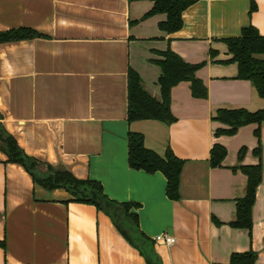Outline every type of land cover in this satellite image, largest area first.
I'll return each mask as SVG.
<instances>
[{
	"label": "crops",
	"instance_id": "1",
	"mask_svg": "<svg viewBox=\"0 0 264 264\" xmlns=\"http://www.w3.org/2000/svg\"><path fill=\"white\" fill-rule=\"evenodd\" d=\"M152 5L0 0V31L27 27L40 34L0 44V123L27 155L99 182L112 200L137 203L132 211L147 237L175 239L169 246L154 243L162 264H227L231 254L249 250L256 254L253 264H264V121L228 134L217 133L229 126L215 119L221 108L264 109L251 81L237 76L223 41L248 25L264 36V0H197L175 32L159 28L164 13L143 17ZM168 50L200 65L194 76L206 96L193 95L191 83L181 81L170 90L173 122H129L128 69L159 99L154 62ZM129 131L141 133L158 155L170 149L183 161L178 200L166 196L161 172L129 167ZM215 144L226 150L219 166L210 163ZM6 160L0 151V264H146L102 210L64 188H43ZM256 165L261 178L248 231L229 222L245 194L241 167Z\"/></svg>",
	"mask_w": 264,
	"mask_h": 264
},
{
	"label": "trees",
	"instance_id": "2",
	"mask_svg": "<svg viewBox=\"0 0 264 264\" xmlns=\"http://www.w3.org/2000/svg\"><path fill=\"white\" fill-rule=\"evenodd\" d=\"M197 0H153L151 9L143 17L164 13L166 19L158 24L161 30L175 32L182 27V12ZM255 10L252 2L249 13ZM40 36L31 28L19 27L0 31V44L32 39ZM231 54L229 61L237 64V76L250 80L256 88L257 94L264 98V36L258 30L248 25L243 27L238 37L223 39ZM163 58L155 60L160 69L158 83L160 98L151 96L142 86L139 75L132 69L127 71V120H158L171 123L174 117L170 112V90L181 82L189 81L193 95L203 98L206 90L203 84L194 76L200 65L184 62L172 51L162 53ZM215 119L229 126L228 129L217 130V133H234L238 127L264 121V109L254 112L245 109H218ZM258 136V129L255 130ZM0 151L7 157V162L21 165L31 176L33 182L45 189L64 188L76 201L93 205L102 210L111 219L119 233L134 246L146 261V264H162L154 248V241L147 237L139 227L138 215L132 211L138 206L134 202H118L108 198L99 182L91 179H78L69 171L57 169L49 164L42 163L27 155L19 146L15 137L0 123ZM258 153V148L255 149ZM226 150L215 144L211 149L210 163L219 166ZM127 162L130 168L143 170L147 173L161 172L166 179L165 194L171 200L179 198V178L183 161L170 149L160 156L145 147L143 135L129 131L127 134ZM246 175L245 194L236 200L234 218L229 222L235 228H244L248 231L252 227V207L255 199L256 187L261 178V167H241ZM256 254L252 251L233 253L227 264H253Z\"/></svg>",
	"mask_w": 264,
	"mask_h": 264
},
{
	"label": "built area",
	"instance_id": "3",
	"mask_svg": "<svg viewBox=\"0 0 264 264\" xmlns=\"http://www.w3.org/2000/svg\"><path fill=\"white\" fill-rule=\"evenodd\" d=\"M152 240L154 241V243L162 242L168 246L172 245L175 241L174 237H172L171 235H169L167 233L157 234L155 237H153Z\"/></svg>",
	"mask_w": 264,
	"mask_h": 264
},
{
	"label": "rangeland",
	"instance_id": "4",
	"mask_svg": "<svg viewBox=\"0 0 264 264\" xmlns=\"http://www.w3.org/2000/svg\"><path fill=\"white\" fill-rule=\"evenodd\" d=\"M228 49V48H227Z\"/></svg>",
	"mask_w": 264,
	"mask_h": 264
}]
</instances>
